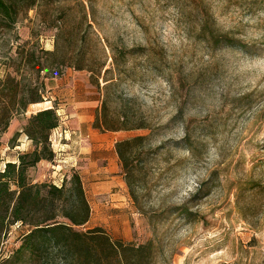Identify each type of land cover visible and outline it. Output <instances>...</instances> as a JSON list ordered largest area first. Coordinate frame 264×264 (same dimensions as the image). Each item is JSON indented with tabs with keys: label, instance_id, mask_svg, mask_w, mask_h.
<instances>
[{
	"label": "rangeland",
	"instance_id": "1",
	"mask_svg": "<svg viewBox=\"0 0 264 264\" xmlns=\"http://www.w3.org/2000/svg\"><path fill=\"white\" fill-rule=\"evenodd\" d=\"M81 1L94 7L85 48L91 63L105 64L101 88L88 70L69 67L54 79L43 72L39 82L46 85L49 104H31L13 118L1 138L0 170L34 148L24 134L10 147L27 119L54 107L61 119L52 135L56 159L43 160L30 176L60 185L73 170L81 174L92 207L82 229L101 226L113 239L134 244L154 239L164 251L159 264H264V192L249 189L253 182L264 184V0ZM204 7L219 30L242 39L249 50L214 48L204 40ZM80 17L76 10L70 24ZM41 18L31 10L14 30L0 34V80L9 71L16 74L5 56L17 57L20 45L55 48L56 30ZM105 79L114 81L108 91L112 109L126 104L150 121L152 130L120 131L118 137L93 128L107 94ZM186 132L196 143L192 151L184 142ZM149 134L154 144L167 141L171 156L148 163L143 201L150 212L143 214L130 196L115 141ZM249 205L254 210H246ZM183 206L197 212L196 218L179 213ZM21 229L13 226L3 239L0 260L20 244Z\"/></svg>",
	"mask_w": 264,
	"mask_h": 264
},
{
	"label": "trees",
	"instance_id": "2",
	"mask_svg": "<svg viewBox=\"0 0 264 264\" xmlns=\"http://www.w3.org/2000/svg\"><path fill=\"white\" fill-rule=\"evenodd\" d=\"M31 10H36L37 19L46 17L40 19L46 28L56 30L55 48L44 50L38 42H27L20 45L17 57L5 56L16 74L9 71L0 80V149L1 138L13 118L26 113L31 104L44 102L46 85L39 82L43 72L46 78L54 79L61 77L69 67L88 70L92 83L101 88L100 74L105 64L100 62L95 66L91 63L85 48L87 30L92 28L88 15L94 12L93 5L87 6L81 0L74 3L72 0H0V34L14 30L20 17ZM76 10L81 14L80 21L71 25ZM33 35H39L36 29ZM200 35L214 48L238 46L246 51L250 48L248 43L231 32L219 30L208 7H204ZM110 80L105 79L108 82L104 85L107 94L96 114L93 128L102 133L152 130V123L126 108V104L120 111L112 109L114 98L108 91L114 86V81ZM60 124L56 108L40 110L27 119L22 130L17 131L10 141V147L14 149L24 134L34 148L19 152L16 160L7 161L0 170V245L13 226L22 228L20 244L11 255L2 258L0 264H159L164 251L154 239L134 244L113 239L101 226L82 229L91 219L92 207L77 170L65 175L60 185L32 180L31 169L43 160L55 161L52 135ZM184 142L191 151L196 146L188 132ZM167 145V141L154 144L152 134L126 138L115 144L130 196L143 214L150 212L143 201V191L147 189V177L152 169L148 163L160 155H166L168 160L171 151ZM204 185L205 182L201 183L198 191ZM246 189L242 187L239 193L243 196ZM249 189L261 193L264 192V184L253 182ZM245 208L252 211L254 205ZM178 210L189 219H195L198 214L188 206Z\"/></svg>",
	"mask_w": 264,
	"mask_h": 264
},
{
	"label": "crops",
	"instance_id": "3",
	"mask_svg": "<svg viewBox=\"0 0 264 264\" xmlns=\"http://www.w3.org/2000/svg\"><path fill=\"white\" fill-rule=\"evenodd\" d=\"M44 108H48V107H44ZM95 133H96V132H95ZM116 133L118 134V135H117L118 137L121 136V134H120L121 132H116ZM96 134H97V133H96ZM98 134H99V133H98ZM117 141H118V140L116 139L115 142H117ZM108 146H109V145H107V146L100 145V146L97 147V148H98V149H103V148H106V147H108ZM124 179H125V178H124Z\"/></svg>",
	"mask_w": 264,
	"mask_h": 264
},
{
	"label": "bare ground",
	"instance_id": "4",
	"mask_svg": "<svg viewBox=\"0 0 264 264\" xmlns=\"http://www.w3.org/2000/svg\"><path fill=\"white\" fill-rule=\"evenodd\" d=\"M48 104H49V102H42V103H36V104H33V105L39 107V106H45V105H48Z\"/></svg>",
	"mask_w": 264,
	"mask_h": 264
}]
</instances>
